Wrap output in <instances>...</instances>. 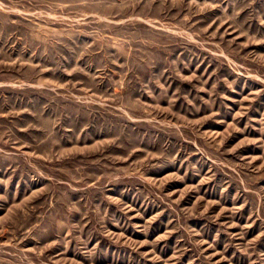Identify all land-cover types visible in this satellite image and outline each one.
<instances>
[{
  "label": "rangeland",
  "instance_id": "obj_1",
  "mask_svg": "<svg viewBox=\"0 0 264 264\" xmlns=\"http://www.w3.org/2000/svg\"><path fill=\"white\" fill-rule=\"evenodd\" d=\"M0 264H264V0H0Z\"/></svg>",
  "mask_w": 264,
  "mask_h": 264
}]
</instances>
